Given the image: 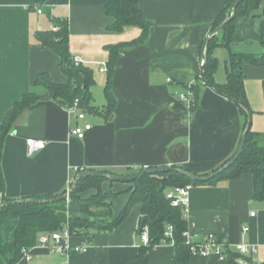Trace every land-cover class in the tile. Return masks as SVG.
I'll return each mask as SVG.
<instances>
[{"label":"crops","instance_id":"1","mask_svg":"<svg viewBox=\"0 0 264 264\" xmlns=\"http://www.w3.org/2000/svg\"><path fill=\"white\" fill-rule=\"evenodd\" d=\"M109 1L0 0V122L32 90L39 74H48L55 84L68 83L59 55L36 38L39 32L57 30V20L69 24L73 58L94 72L90 106L96 109L86 110L84 122L52 100L40 101L24 112L6 139L2 158L5 191L0 193V202L61 196L79 170L131 175L147 168L182 167L206 176L234 157L244 133L239 106L207 86H202L194 112L179 97L201 75L203 44L223 1L140 0L142 15L151 24L149 37L143 44L119 50L111 88L116 101L112 111L105 95L108 74L101 67L109 60L110 47L139 40L142 29L109 30L114 23L105 13ZM262 22L260 17L237 19L233 53H264ZM213 54L218 60L214 79L226 84L230 51L218 47ZM243 73L252 130L264 134V65L245 63ZM97 93L100 96L95 99ZM85 123L92 130L84 139L71 136L72 127ZM30 138L45 141L46 148L28 155ZM102 188L124 193L125 205L129 200L125 185L104 181ZM73 205L71 214H80ZM122 205L115 212L112 208V218L120 214ZM185 218L197 240L207 234L226 238L227 259L189 256L180 261L173 245L164 242L136 262L144 247L138 234V206L113 231L72 237L74 246L87 244L86 252L64 256L36 245L30 249L31 260L23 258L18 264H229L228 252L238 254L237 246L243 243L256 246L254 259L264 263V201L254 199L251 174L216 185L193 186Z\"/></svg>","mask_w":264,"mask_h":264},{"label":"trees","instance_id":"2","mask_svg":"<svg viewBox=\"0 0 264 264\" xmlns=\"http://www.w3.org/2000/svg\"><path fill=\"white\" fill-rule=\"evenodd\" d=\"M222 1L224 5L223 9L213 23L211 33L231 16L233 6L237 0ZM139 2L140 0H110L105 7L106 15L114 19V23L108 27L109 30L121 32L128 26H139L142 29V36L139 40L130 44H122L109 48L110 56L106 63L108 79L105 88L109 111H112L116 105L111 88L119 50L123 46L143 44L149 37L151 24L142 15ZM240 17H260L263 19L261 35L262 46L264 48V0H245L237 7L234 19L208 42L206 62L200 77L192 85L185 86V90L193 94V102L190 105L192 112L197 109L202 86L210 87L231 101L236 99L250 109L244 86L243 65L250 63L255 66H263L264 53L262 55H246L232 52L231 45L235 25L237 19ZM54 25L57 27V30L39 32L36 34V38L41 46L50 48L59 55L61 69L68 77V83L55 84L50 80L48 74H39L32 90L24 95L20 101L16 102L6 114L4 120L0 122V193H4L5 191L2 158L6 139L24 112L43 100H52L67 107L73 105L76 100H80L81 106L85 111L87 109L91 112L96 110L93 106H90V102L92 101L91 89L95 85L94 72L88 66L75 63L69 49L68 22L57 20L54 21ZM218 47H223L230 51V60L227 67V83L223 85L217 84L214 79V74L218 68V60L214 57L213 53ZM239 108L245 119V131L248 115L242 107L239 106ZM226 164L227 162L213 173L223 169ZM174 168L186 170L182 167ZM82 172L79 170L78 175ZM102 173L115 174L112 172ZM245 174L253 176L254 199L264 201V134L254 132L252 127L248 133L244 151L236 163L229 168L223 169L222 173L215 175L207 183L195 182L180 171L144 175L131 183H127L130 186L126 190L129 193L128 202L116 218H113L107 225L96 228L95 233L113 231L128 218L134 207L140 206L138 234L145 227H148L150 244L142 247L136 262L141 261L148 251L164 242H174L173 247L175 251L178 255H181L180 261H184L186 257L192 256L185 244L184 237L185 232L188 231V223L183 208L173 207L167 199V191L173 187H185L188 185H216L221 181L239 179ZM120 176H130V174ZM106 180V178L89 177L83 178L78 182L70 199L79 207L83 214H89L92 208L105 206L108 208L107 216L112 217L111 201L119 194L113 195L103 190L102 183ZM87 190H95L96 193L87 199H83L80 194ZM57 197L48 195L31 198L52 200ZM5 201L10 202V205L0 207L1 264H18L24 258V252L38 244V238L43 233L52 234L68 228L72 237L88 235V233L83 232V229H88L89 227L78 222H70L67 201L45 204H33L28 201L21 203L18 200ZM169 227L173 229L172 238L167 236ZM228 255L229 264H237L236 259L239 257V254H229L228 252Z\"/></svg>","mask_w":264,"mask_h":264},{"label":"built area","instance_id":"3","mask_svg":"<svg viewBox=\"0 0 264 264\" xmlns=\"http://www.w3.org/2000/svg\"><path fill=\"white\" fill-rule=\"evenodd\" d=\"M39 14L43 13V10L39 8L37 10ZM76 64H83L79 59H74ZM101 72H107L106 64H103L101 67ZM171 79H168V82H171ZM180 99L186 102L189 106L193 102V94L190 91H187L185 94H181ZM68 111L71 114H76L79 121L86 120V111L81 106L80 100H76L73 105L68 107ZM92 130V125L85 123L83 126H74L72 127L70 134L73 137L78 139H84L88 132ZM46 148V142L43 140H36L30 138L27 140V153L30 156L36 155L38 152ZM193 186L188 185L185 187H173L167 191V199L171 202L173 207L183 208L184 214L188 212L189 207V195ZM251 216H255V213H252ZM247 230V229H245ZM172 227L168 229V235L172 238ZM142 243L144 246L150 244V234L149 228L145 227L142 232L139 234ZM185 244L189 248L190 253L194 257H217L221 260L227 259V250L229 248L228 240L222 236L216 234H207L202 239H198L191 232L187 231L184 234ZM72 236L68 228H64L61 231L54 232L52 234L43 233L38 238L39 246L46 248L50 253L61 254L68 256L71 252H86L88 249L87 244L74 246L70 243ZM174 246V242L171 243ZM237 252L239 258L236 260L237 264H264L259 263L254 259V256L257 254L258 250L256 246L249 244H240L237 246ZM24 258L31 260L30 250L24 252Z\"/></svg>","mask_w":264,"mask_h":264},{"label":"water","instance_id":"4","mask_svg":"<svg viewBox=\"0 0 264 264\" xmlns=\"http://www.w3.org/2000/svg\"><path fill=\"white\" fill-rule=\"evenodd\" d=\"M243 1H245V0H237L233 6L231 16L228 19H226L225 22H223L221 24V26H219L213 33H211L206 38L204 45H203V54H202L203 64H202V68H201L202 71H203V67H204L205 62H206V48H207L208 42L214 36H216L219 32H221L222 29L234 19L235 14H236V9ZM233 102L237 103L240 107H242L247 112L248 122H247L245 131L242 135L239 147H238L234 157L229 162H227V164L225 165V167L223 169L231 167L240 158V156L242 155V153L244 151L245 145H246L248 133L250 132L251 127H252V113H251L250 109L247 108L245 105H243V103L237 101L236 99H233ZM223 169H220L218 172L212 173V174H209L206 176H199V175L192 173L190 171L182 170V169H178V168H174V167L147 168V169L141 170L137 173H134L130 176H120V175H116V174H108V173H102V172H97V171H93V170H87V171H83L82 173H80L75 178L72 187L65 194L58 196L55 199L40 200V199H35V198H29V199L18 200V202L22 203V202L28 201V202L33 203V204H45V203H51V202L68 201L71 198V196L73 195V193H74V191L78 185V182L83 178H89V177L90 178H106L107 180H109L111 182H116V183H131V182L135 181L136 179H138L144 175L159 174V173H164V172H169V171H180L181 173L188 176L189 178H191L195 182L204 184V183H207L208 181H210L212 178H214L215 175L222 173ZM6 205H10V202H6V201L0 202V207L6 206Z\"/></svg>","mask_w":264,"mask_h":264},{"label":"rangeland","instance_id":"5","mask_svg":"<svg viewBox=\"0 0 264 264\" xmlns=\"http://www.w3.org/2000/svg\"><path fill=\"white\" fill-rule=\"evenodd\" d=\"M99 96H100V93L99 94L97 93L96 96H95V99L96 98L98 99ZM101 96H102V93H101ZM106 181H109V180H106ZM109 182H111V181H109ZM112 184H113V182H112ZM119 184L125 185L126 188H130L129 184H127V183L126 184L125 183H119ZM91 191L92 190H87L85 192H82L80 194V196L83 199H87V198L91 197L92 195H94L96 193L95 190L92 191V192ZM109 193L113 194V195L120 194L119 192H114V191H111ZM125 196L126 195H124V193H123L122 195L120 194L114 199L115 201L113 203V206H111L113 208V212L117 211V209L122 204H123L122 205V209L124 208L125 204L122 201H124ZM67 206H68V216H69L70 222H78V223H81L82 225H85V226L89 227L88 229H83V232L84 233H88L90 235L94 234L96 232V228H100V227H103V226L107 225L113 219L112 217L110 218V217L107 216L108 208L105 207V206L98 207V208H92L90 210V213L87 214V215L83 214L81 211H80V214H78V215L71 214L72 213V209L74 208V205H73V202L71 201V199H69L67 201ZM136 208H138V206L134 207V209L132 211H134ZM122 209H121V211H122ZM111 214H112V210H111Z\"/></svg>","mask_w":264,"mask_h":264}]
</instances>
